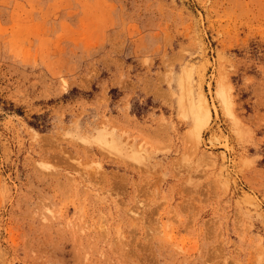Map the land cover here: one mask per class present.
Returning <instances> with one entry per match:
<instances>
[{
	"label": "rangeland",
	"instance_id": "374dc122",
	"mask_svg": "<svg viewBox=\"0 0 264 264\" xmlns=\"http://www.w3.org/2000/svg\"><path fill=\"white\" fill-rule=\"evenodd\" d=\"M0 264H264V0H0Z\"/></svg>",
	"mask_w": 264,
	"mask_h": 264
},
{
	"label": "bare ground",
	"instance_id": "6f19581e",
	"mask_svg": "<svg viewBox=\"0 0 264 264\" xmlns=\"http://www.w3.org/2000/svg\"><path fill=\"white\" fill-rule=\"evenodd\" d=\"M201 111H203V110H201ZM197 112V111H196ZM193 118V117H192ZM209 119V118H208ZM206 120V119H205ZM203 121V120H202ZM197 126V125H196ZM198 128V127H197ZM191 136V135H190Z\"/></svg>",
	"mask_w": 264,
	"mask_h": 264
}]
</instances>
